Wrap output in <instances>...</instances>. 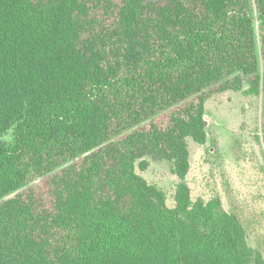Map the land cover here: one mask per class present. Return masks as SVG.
<instances>
[{
	"label": "trees",
	"instance_id": "1",
	"mask_svg": "<svg viewBox=\"0 0 264 264\" xmlns=\"http://www.w3.org/2000/svg\"><path fill=\"white\" fill-rule=\"evenodd\" d=\"M245 86L264 0H0V264H264L184 183L208 92ZM147 157L174 163L175 207Z\"/></svg>",
	"mask_w": 264,
	"mask_h": 264
},
{
	"label": "rangeland",
	"instance_id": "2",
	"mask_svg": "<svg viewBox=\"0 0 264 264\" xmlns=\"http://www.w3.org/2000/svg\"><path fill=\"white\" fill-rule=\"evenodd\" d=\"M204 117L207 143L188 139L190 171L184 183L192 202L220 200L223 210L240 219L250 247L264 257V94H251L248 86L222 93L213 89L208 92ZM0 140L11 142L12 132ZM146 160L147 170L137 168V173L160 188L167 205L175 207L181 181L174 163Z\"/></svg>",
	"mask_w": 264,
	"mask_h": 264
}]
</instances>
